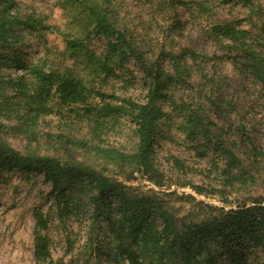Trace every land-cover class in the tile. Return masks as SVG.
I'll return each instance as SVG.
<instances>
[{"label":"trees","instance_id":"1","mask_svg":"<svg viewBox=\"0 0 264 264\" xmlns=\"http://www.w3.org/2000/svg\"><path fill=\"white\" fill-rule=\"evenodd\" d=\"M112 2L64 0L76 29L75 33H65L41 19L18 14L14 0H0V172L44 173L54 192L60 224L65 225L72 217L88 216L85 253L78 255L76 264H247L248 248L264 254L263 206L253 202L252 206L243 204L225 211L196 202L190 195L141 192L117 180L123 175L126 182H133L137 176L156 188L164 186V174L154 163L160 121L168 117L163 105L183 115L181 132L196 150L213 149L216 163L222 166V187L255 186L264 151L255 145L245 124L232 126L231 137L228 129L209 120L202 104H188L183 91L176 94L180 88L193 89L198 75L210 81L209 97L203 98L214 114L222 118L226 112V103L217 98L210 77L203 75L200 56L194 50L165 54L162 57L166 62L149 59L109 14ZM22 31L40 40L59 36L64 47L60 51L52 46L44 49L41 57L27 58L18 42ZM213 31L221 41L230 43L225 49L242 59L264 99V26L250 44L246 43L248 32L232 25H218ZM93 37L106 39L104 54L97 55L88 47ZM130 58L143 75L147 89L144 102L121 99L105 90L115 76V68ZM176 95L180 97L176 99ZM53 105L57 114L59 108L89 123L96 136L127 120L136 139L135 150H99L106 163L97 169L94 165L21 153L3 138L9 131L33 139L40 120L54 112ZM63 140L87 151L95 149L87 143ZM185 185L200 196L220 193L192 183ZM177 203L190 209L181 214ZM32 218L33 256L38 263H45L50 258L46 234L50 219L39 210Z\"/></svg>","mask_w":264,"mask_h":264},{"label":"rangeland","instance_id":"2","mask_svg":"<svg viewBox=\"0 0 264 264\" xmlns=\"http://www.w3.org/2000/svg\"><path fill=\"white\" fill-rule=\"evenodd\" d=\"M14 1V9L18 14L41 19L61 32H76L73 15L66 9L64 0ZM166 1L113 0L109 14L120 30L131 36L136 47L149 59L161 58L164 61L165 57L162 56L165 54L194 50L200 56L203 75L210 77L217 98L226 103V112L222 118L214 114L212 107L203 98L209 97L210 81L200 79L198 75L193 89L180 88L176 94H182L183 91L184 100L188 104H202L209 120L219 128L228 129L231 137L234 133L232 126L245 124L255 145L264 151V99L260 86L245 69L242 59L236 57L235 53L227 52L224 46L230 43L221 41V37L213 31L218 25H232L248 32L246 43H252L260 26H264V0H177L174 4ZM18 40L27 58L41 57L44 49L52 46H57L60 51L64 47L63 40L54 35L40 40L22 31ZM106 43L103 37H93L88 47L97 55H102L107 49ZM142 80L140 69L130 58L115 68V76L110 78L105 90L121 99L144 102L147 89ZM178 97L176 95V99ZM53 111L50 116L40 120L33 139L9 131L3 133V138L21 153L31 152L60 161L94 165L97 169L106 163L99 150L131 153L136 148L132 127L125 119L117 127L103 130L96 136L92 126L74 117L73 113L58 108L57 114L55 106ZM163 111L168 117L160 121L154 163L164 174V186L156 188L137 176L133 182H126L123 175L118 176L119 182L141 192L151 190L157 194H173L178 197L190 195L196 202L225 211L243 204L252 206L253 202L264 207V164L256 177L255 186L222 187V166L216 163L213 149L196 150L194 144L189 143L181 132L183 115L168 105H163ZM63 138L73 143H87L95 149L87 151L78 148L72 143L67 144ZM187 183L213 188L220 193L196 195L185 185ZM53 194L51 184L44 173L38 170L0 172V264H76L74 261L78 255L85 253L88 216L79 219L72 217L65 225L60 224L56 217ZM175 205L181 214L190 209L184 203ZM36 210L50 219L46 232L50 258L45 263H38L33 256L35 226L32 215ZM247 252V264H264V254L259 249L250 247Z\"/></svg>","mask_w":264,"mask_h":264}]
</instances>
